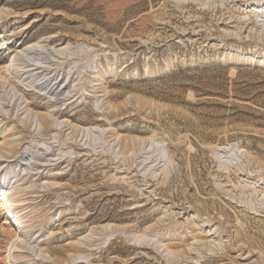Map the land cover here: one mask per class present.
Wrapping results in <instances>:
<instances>
[{
	"label": "rangeland",
	"instance_id": "obj_1",
	"mask_svg": "<svg viewBox=\"0 0 264 264\" xmlns=\"http://www.w3.org/2000/svg\"><path fill=\"white\" fill-rule=\"evenodd\" d=\"M0 182V264H264V0H0Z\"/></svg>",
	"mask_w": 264,
	"mask_h": 264
},
{
	"label": "bare ground",
	"instance_id": "obj_2",
	"mask_svg": "<svg viewBox=\"0 0 264 264\" xmlns=\"http://www.w3.org/2000/svg\"><path fill=\"white\" fill-rule=\"evenodd\" d=\"M32 52L36 53L37 50H34L31 49ZM38 53V52H37ZM37 69V68H35ZM15 72V71H14ZM18 72V71H17ZM52 91V89L50 90ZM58 95V94H56ZM42 157V156H41ZM0 187L2 190H0V197H1V208L3 209L4 213L5 214H11L16 218V221L18 222V224H22L23 223V216L21 215L20 212L21 211V208H18L16 205H15V202L16 201H19L20 198H18L17 195L15 194H9L7 193V190H5V188H8L7 186V183L5 182H0ZM20 195V194H19ZM20 206V205H19ZM16 222V223H17ZM21 226V225H20ZM28 229V228H27ZM20 234V233H19ZM26 235V234H25ZM17 236H18V233H17ZM21 236V235H20ZM16 237V236H15ZM18 238V237H17ZM16 238V239H17ZM20 238V237H19ZM18 238V239H19Z\"/></svg>",
	"mask_w": 264,
	"mask_h": 264
}]
</instances>
